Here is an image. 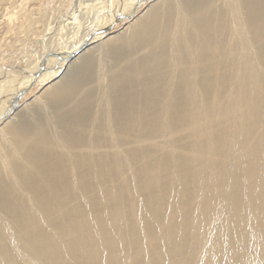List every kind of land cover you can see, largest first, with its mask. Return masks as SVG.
Here are the masks:
<instances>
[{
    "label": "bare ground",
    "instance_id": "6f19581e",
    "mask_svg": "<svg viewBox=\"0 0 264 264\" xmlns=\"http://www.w3.org/2000/svg\"><path fill=\"white\" fill-rule=\"evenodd\" d=\"M0 50V264H264V0H0Z\"/></svg>",
    "mask_w": 264,
    "mask_h": 264
},
{
    "label": "rangeland",
    "instance_id": "374dc122",
    "mask_svg": "<svg viewBox=\"0 0 264 264\" xmlns=\"http://www.w3.org/2000/svg\"><path fill=\"white\" fill-rule=\"evenodd\" d=\"M54 1H55V3H56V0H54ZM120 24L123 25L124 23L121 22ZM120 24H118L119 26H117V27H115V28H119V27H120ZM122 25H121V26H122ZM31 47L34 48L35 46H31ZM38 48H39V47H38ZM0 52L3 53L2 50H0ZM1 53H0V54H1ZM17 54H18V53H17ZM0 56H1V55H0ZM31 97H32V96H29V97L27 98V100H29Z\"/></svg>",
    "mask_w": 264,
    "mask_h": 264
}]
</instances>
